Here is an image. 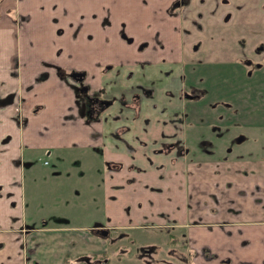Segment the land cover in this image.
Wrapping results in <instances>:
<instances>
[{
	"label": "crops",
	"instance_id": "0c3cea01",
	"mask_svg": "<svg viewBox=\"0 0 264 264\" xmlns=\"http://www.w3.org/2000/svg\"><path fill=\"white\" fill-rule=\"evenodd\" d=\"M62 1L58 0L46 11L49 33L52 25L70 29L76 13L77 21L82 20L81 7L64 10ZM252 1L255 7L241 6L242 0H230L233 5L220 7L219 16L232 10V18L228 20L230 30H224L225 35L218 33L217 38H224L222 44L212 43L216 49L209 50L207 44L211 42L202 39L201 53L206 61L233 62L240 58L239 51L251 55V49L264 42V0ZM16 2L20 6L19 0ZM208 2L201 4L204 29L206 24L213 23L211 28L218 31L214 24L221 21L210 18ZM0 4L4 10L10 5L9 0ZM56 9H61L60 16L52 20ZM128 14L132 15L131 10ZM127 24L132 27L131 21ZM65 27H61L64 29L61 34L65 33ZM15 30L0 26L1 34L11 31L14 35L5 46L16 48L23 44L24 31L16 37ZM84 30L81 25L77 28V37L70 40L72 46H80ZM241 40L245 43L241 44ZM191 43L188 48H192ZM144 50L146 45L138 57L122 59L128 63L154 64L163 56L158 51L144 53ZM55 56V51L53 56L49 51L43 52L29 67L24 65L20 76L12 72L15 55L0 54V99L10 98L0 103V264H39L44 254L48 256L47 264H64L67 253L75 257L85 252L107 251L108 239L92 228L100 222L111 231L161 227L168 244L173 239L168 252L176 250L173 246L182 237L188 240L189 248H194L196 240L214 251L215 246L209 241L212 238L221 254H225L220 257L217 254L220 264H227L226 256L231 257V264H236L234 250L244 252L241 259L245 264H253L248 258L251 253L258 255L263 250L264 254V151L252 138L246 141L254 145L248 148L254 150L248 162L242 159L241 143L224 141L217 150L218 146L210 143L216 138L215 130L209 131V135L195 134L208 127L206 122H180L184 135L164 129L177 122H165L166 125L160 126L164 130L155 135L112 133L117 126L109 131V122L104 118L86 121L78 89L59 74L61 67L83 68L93 63L90 92H97L106 78L101 77L99 68L108 59L64 57L56 61ZM21 58L20 62H28ZM175 60L174 55L170 61ZM53 61L60 64L58 70L49 68L48 63ZM263 92L264 88L258 95ZM37 95L44 98L34 97ZM45 119L61 125V139L40 140L30 136L28 124ZM65 127L71 132H66ZM227 137L230 140L233 135ZM40 203L46 204L42 210L46 222L31 224L30 216L40 220L36 209ZM100 211L104 216L98 215ZM48 216H54L55 221H49ZM175 227L179 230H169ZM253 245L256 249H250ZM199 251L196 262L207 264L209 260ZM73 264L82 263L73 261Z\"/></svg>",
	"mask_w": 264,
	"mask_h": 264
},
{
	"label": "rangeland",
	"instance_id": "374dc122",
	"mask_svg": "<svg viewBox=\"0 0 264 264\" xmlns=\"http://www.w3.org/2000/svg\"><path fill=\"white\" fill-rule=\"evenodd\" d=\"M22 1L21 3L19 0V6L16 0H9L10 5L5 10L3 5L1 6L3 2L0 4V26L5 29L16 28L14 32L16 37L22 34L21 31H24L23 36L25 35L22 39L23 44L19 43L15 48L10 44L5 46L9 39L14 37L11 35L12 32L0 33V54L15 55L13 74L22 76L24 65L29 67L45 51L51 52L52 56L55 51L56 61H61L64 57H77L81 60H87V57L107 58L108 60L99 68L101 77L106 78L103 79L97 92L91 93L110 101L109 105L103 107L99 113L96 112L98 115L93 119L104 118L106 122H109V131L117 126L112 133L138 135L145 132V134L155 135L164 129H171L178 135H184V127L180 126V122L198 120L206 122V125L209 122L210 125L204 131L199 130L195 134L209 135L210 128L212 131H217L215 133L218 137L226 136V141H229L227 135H233L232 139L236 138V141L241 139L243 150L254 146L246 142L252 138L257 143V147L264 151V126H262L264 106L261 107L264 94L258 95L264 88V42H260L256 48L251 49V55L245 50L239 51L240 58L235 62L206 61L204 59L206 56L201 53L203 38L211 42L207 44L209 50L216 49L212 43H223L224 30H230L228 20L232 18V10L228 9L220 16L218 11L223 5H233L230 0H209L208 2L211 7L210 18H218L221 21L214 24L218 31L211 28L213 23L206 24V29L202 23L204 14L201 4L207 3L208 0H169L168 4L166 0H73L72 3L69 0H63L61 4L64 10L81 7L82 20L77 21L79 14L76 13V21L70 25V29L63 25L56 27L52 25L50 33L47 31L50 26L47 25L46 11H50L58 0L56 2L55 0L52 2L51 0ZM244 5L247 8L250 5L255 7L252 0H242L241 6ZM130 10L132 15L128 14ZM53 13L52 20L57 19L61 9H56ZM90 17L93 19L90 20ZM128 21L132 22V27L128 26ZM80 25L85 29L81 36V43L77 42L80 46H72L70 40L77 37L75 32ZM61 27H65L64 34H61ZM219 32L223 34L221 40L217 38ZM37 33L40 37L36 36ZM111 36H114L115 40L111 39ZM120 39L122 42H119ZM248 41L247 39V43ZM189 43L192 48H188ZM244 43L245 40H241V44ZM145 45L144 53L158 51L163 55L158 63L124 62L122 58L138 57ZM24 55H28L29 58L20 57ZM174 55L176 60L170 61L171 57L173 60ZM19 58L28 62H20ZM56 61L49 62L48 64L51 65L49 68L58 70L60 64ZM109 63H111L110 67L107 66ZM93 65L92 63L83 67L87 70L88 76L81 82L71 76L72 70L79 67L63 68L65 72L62 76L67 77L70 80L69 85L75 89L85 83L90 91L91 77H94ZM34 66L35 64L32 69ZM23 78L26 79V76ZM202 88L208 90V95L201 103L200 100H193L186 96V93H197L203 90ZM28 94H31L30 91ZM9 99V97L0 99V103H5ZM80 100L84 99L81 97ZM44 115L47 117V114ZM83 116L88 121L84 112V103ZM165 122L177 123H171L173 127L168 126L164 129L162 127V130L160 126L166 125ZM233 122H238L239 126H233V124L228 126ZM215 123L224 126L212 128ZM27 128L32 138H40V140L61 139L63 136L61 125H58V122H48V119L44 122H30ZM65 131L71 132L70 128L66 127ZM232 139L230 141L234 142L235 140ZM51 145L54 146V144ZM43 153H46V149ZM250 155L253 153L243 151V161L250 162ZM194 156L198 157V154ZM43 205L46 204L40 203L36 207L37 215L42 222L47 219L42 212L43 209L45 210ZM98 215L104 216V212L100 211ZM33 217L30 216L29 222L36 224L39 220ZM85 218H88V215ZM48 220L55 221V217L48 216ZM115 229L111 231V237L106 240L110 255L109 264H145L147 262L149 264H198L196 262L199 257L198 250L201 256L209 260L207 264H220L219 257L225 255L221 254L218 244L212 238L209 241L214 244V251L196 240H194V248H189L188 240L182 237L173 246L176 250L173 249L170 254L167 251L168 245H171L173 240L168 244L165 238L167 235L161 227L140 226L124 228L120 231ZM169 230L178 231L179 229L175 227ZM116 244L120 245L116 247ZM137 246L140 252L134 250ZM146 249L150 251L143 254L142 252ZM250 249L256 248L253 245ZM243 253L234 250L233 262L238 260L236 264H245L244 259H241ZM256 254L251 253L249 260L253 261V264H264L263 250L260 254ZM47 259L48 256L44 254L42 260L39 259V264H47ZM224 260L225 263L231 264L230 256H226ZM64 264H73V262H64Z\"/></svg>",
	"mask_w": 264,
	"mask_h": 264
},
{
	"label": "flooded vegetation",
	"instance_id": "af4514ba",
	"mask_svg": "<svg viewBox=\"0 0 264 264\" xmlns=\"http://www.w3.org/2000/svg\"><path fill=\"white\" fill-rule=\"evenodd\" d=\"M177 1V0H176ZM61 32H62V28H61ZM236 61V60H235ZM234 61V62H235ZM218 62H221V61H215L214 63H218ZM204 63H206V62H204ZM208 63V62H207ZM108 67H110L111 66V63H109L108 65H107ZM84 72V74H83V77H82V80H84L85 79V77L87 78V76H88V73H87V70L85 69V68H76V69H74V70H72V72H71V76H72V73L73 72ZM65 72V70L61 67V68H59V74H61V75H63V73ZM78 77V76H77ZM72 78H74L75 80H77L78 82H81L82 80H78V78H76V77H74V76H72ZM218 81L220 82L221 80H220V78H218ZM224 84V83H223ZM88 85H86L85 83L84 84H81L79 87H78V92L80 93L79 95L84 99L83 100V103H84V112L85 113H87L86 112V98H85V95H91V97H94L93 98V101H96V102H99L100 101V103L99 104H97L96 106H94L91 110H90V115H91V117L90 118H88V121H90V120H93V118H95V116H93L92 117V115H94L96 112H98V107L100 106V105H105V106H107V105H109V103H110V101L109 100H106V99H101V97L98 95V94H93V93H91L90 91H88ZM203 89V88H202ZM233 90L235 91V87H233ZM86 93H88V94H86ZM263 94H264V92H263ZM206 95H208V90L207 89H203V90H200L199 92H197V93H186V96L187 97H190V98H193V100H200V103L202 102V100L204 101V97L206 96ZM229 95H231V96H233L232 94H229ZM235 95V94H234ZM225 107V106H224ZM251 111V110H250ZM252 111H257V110H252ZM197 120V119H196ZM196 122H200V121H196ZM209 122L207 123V126L209 127ZM218 123H215L213 126H212V128H214L215 126H217L218 127V125H217ZM207 127V128H208ZM206 128V127H205ZM209 131H212L210 128L208 129ZM214 131V130H213ZM215 132H217L216 130H215ZM216 134V133H215ZM215 139H213V140H211L210 141V143H212V145L213 144H215V145H217L218 147L217 148H215V149H220V147H222V145L224 144L223 142L224 141H226V137H218V135L216 134L215 135ZM236 139V138H235ZM234 139V140H235ZM241 139H239V140H235L234 142H231L230 140V142H231V144H234V143H237V144H239V143H242V141H240ZM246 140V139H245ZM249 140V139H248ZM247 140V141H248ZM246 143V142H245ZM243 144V143H242ZM228 149H229V147H227ZM226 148V149H227ZM243 151L244 152H247V151H249V152H252L253 154H254V150H251V149H245V150H241V154L243 155ZM249 156V155H248ZM250 156H253V155H250ZM39 223H42V224H44L46 221H41V220H39L38 221ZM93 228V230L94 229H99L100 230V233H102L103 235H100V236H102L103 238H105V239H108V238H110L111 237V230L108 228V227H105V226H103V223L102 222H100V223H98V224H95L94 225V227H92ZM167 232H169V230H167ZM118 233V232H117ZM106 236V237H105ZM129 238H131V237H129ZM118 239V238H117ZM173 240V239H172ZM120 244H116V247L117 246H119ZM134 250H136V252L138 251V252H140V248L137 246V247H135L134 248ZM150 250H151V248H150ZM150 250H148V249H146V251L145 252H142L143 254H147ZM101 252H107L108 253V250L107 251H99V252H85V253H101ZM131 252V251H130ZM85 253H82V254H85ZM132 253V252H131ZM168 253H170V254H172L171 252H168ZM80 263H82V264H86L85 262H80ZM94 264V263H93ZM106 264H109V262H107ZM145 264H149V262H147V263H145ZM167 264V263H166Z\"/></svg>",
	"mask_w": 264,
	"mask_h": 264
},
{
	"label": "trees",
	"instance_id": "16d2710c",
	"mask_svg": "<svg viewBox=\"0 0 264 264\" xmlns=\"http://www.w3.org/2000/svg\"><path fill=\"white\" fill-rule=\"evenodd\" d=\"M86 94H88V93H86ZM85 98H86V112H87L86 115H87L88 118H90L91 117L90 110L94 106L99 104L100 101L99 102L93 101L94 97H91V95H89V94L85 95ZM103 107H105V105H103V106L100 105L98 107V113ZM98 113H95L94 115H92V117L93 116L96 117L98 115ZM94 231L96 233H98L99 235H103L102 233H100L99 229H94ZM109 260H110V255L107 252L85 253V254H80V255L76 256L75 258H72L70 256V254L67 253L66 254V258H65V262L66 263H69V261H70V263L73 262V261H76V262H81L82 261V262H85L86 264H93V263L94 264H106Z\"/></svg>",
	"mask_w": 264,
	"mask_h": 264
},
{
	"label": "water",
	"instance_id": "95a60500",
	"mask_svg": "<svg viewBox=\"0 0 264 264\" xmlns=\"http://www.w3.org/2000/svg\"><path fill=\"white\" fill-rule=\"evenodd\" d=\"M83 74H84V72H75V71H74V72L72 73V76L78 78V80H82ZM77 76H78V77H77Z\"/></svg>",
	"mask_w": 264,
	"mask_h": 264
}]
</instances>
